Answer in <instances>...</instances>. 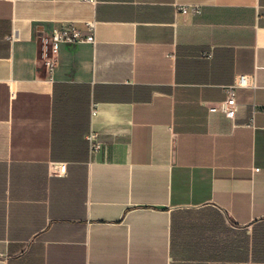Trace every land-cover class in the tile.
<instances>
[{
  "label": "crops",
  "instance_id": "crops-1",
  "mask_svg": "<svg viewBox=\"0 0 264 264\" xmlns=\"http://www.w3.org/2000/svg\"><path fill=\"white\" fill-rule=\"evenodd\" d=\"M0 264H264V0H0Z\"/></svg>",
  "mask_w": 264,
  "mask_h": 264
},
{
  "label": "built area",
  "instance_id": "built-area-1",
  "mask_svg": "<svg viewBox=\"0 0 264 264\" xmlns=\"http://www.w3.org/2000/svg\"><path fill=\"white\" fill-rule=\"evenodd\" d=\"M90 3H96V0H85ZM181 13H185L189 8L194 10L197 7H188L186 5H178ZM95 25L96 22L93 20L84 22V30L81 28L67 26L60 28H53L50 33L42 34L37 36L38 43V53L41 57L42 63L46 68L51 69L56 66V62L59 56V51L61 45L64 44H94L95 42ZM251 75L248 74H236L233 82L226 86L227 96L225 99L220 101L219 106H210V110H220L224 115L233 119L235 113L237 112V100H236V89L241 87L253 88L255 85L253 83ZM90 143V149L96 151L100 147V142L96 138V133L90 131L87 135ZM60 172L65 171V165H60Z\"/></svg>",
  "mask_w": 264,
  "mask_h": 264
}]
</instances>
